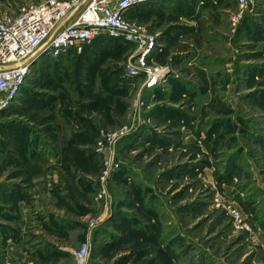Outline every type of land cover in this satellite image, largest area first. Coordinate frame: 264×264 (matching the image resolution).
Masks as SVG:
<instances>
[{"label":"rangeland","instance_id":"1","mask_svg":"<svg viewBox=\"0 0 264 264\" xmlns=\"http://www.w3.org/2000/svg\"><path fill=\"white\" fill-rule=\"evenodd\" d=\"M47 1L0 0V17ZM176 1L127 21L162 46L140 76L138 47L102 36L41 56L0 113V264H77L85 246L86 264H264V78L241 75L264 65V18L234 32V0Z\"/></svg>","mask_w":264,"mask_h":264},{"label":"built area","instance_id":"2","mask_svg":"<svg viewBox=\"0 0 264 264\" xmlns=\"http://www.w3.org/2000/svg\"><path fill=\"white\" fill-rule=\"evenodd\" d=\"M157 1L160 0H48L24 6L15 15L1 16L0 68H16L0 71V113L17 100L26 87L34 66L28 60L33 57L38 60L44 56L56 61L69 55H81L102 36L136 45L138 51L128 64V74L135 78L146 72L162 46L156 36L131 28L127 21L140 7H149ZM234 1L238 12L229 14L232 30L237 32L244 21L255 14L258 0ZM67 20L55 34L57 28ZM154 73L150 88L159 84L163 77L161 70ZM111 165L119 168L121 164L116 161ZM227 211L237 227L253 234V228L246 223L239 209L229 207ZM87 256L88 246H85L75 254L77 264H86ZM4 264L11 263L6 260Z\"/></svg>","mask_w":264,"mask_h":264},{"label":"crops","instance_id":"3","mask_svg":"<svg viewBox=\"0 0 264 264\" xmlns=\"http://www.w3.org/2000/svg\"><path fill=\"white\" fill-rule=\"evenodd\" d=\"M171 1H173V0H171ZM184 1H186V2H184ZM194 2L196 1V0H193ZM193 1H191V2H193ZM189 2V0H177L176 1V4H183V3H188ZM235 2V1H234ZM190 3V2H189ZM188 3V4H189ZM186 5V4H185ZM189 7H191V5L189 4L188 6H187V8H189ZM231 11H229L228 13H230ZM251 16V15H250ZM256 18H264V0H258V5H257V8L255 9V14L254 15H252L251 17H248V19L247 20H245L244 21V27H245V29H246V21H248L249 20V22H248V27H247V32L248 31H250V29H252L253 28V22H254V20L256 19ZM241 27H242V25H241ZM240 27V28H241ZM239 28V29H240ZM193 30V29H192ZM194 31V30H193ZM262 37H264L263 35H261V38ZM264 39V38H263ZM262 39V40H263ZM243 69H241V75H245L244 77H251L252 79H261L262 77L264 78V65L263 64H250V63H248V64H244V65H242L241 66ZM252 138V137H251ZM254 138V137H253ZM39 166V165H38ZM39 167H41L42 168V170H37V175H41L42 173H43V176H45V173H46V167L45 166H39ZM31 171V170H30ZM43 171V172H42ZM39 172H41V173H39ZM32 173V172H31ZM33 176V175H32ZM35 180V182H36V180H38V179H34ZM58 181H59V178H58V174L57 173H55V172H53L52 173V184L53 185H57L58 184ZM41 182V181H40ZM37 183V187H39V182H36ZM28 217H30V216H28ZM31 219H33L34 220V218H31ZM54 220H55V223H56V221H59V222H61L62 220L61 219H59V218H54ZM31 224H34V222H31ZM52 225H54V230L55 231H59V229H57V225L56 224H52ZM57 226V227H56ZM62 231H64V230H62ZM62 231H61V233H62ZM64 233V232H63ZM53 248L54 249H56V250H58L59 249V251H61V252H65L66 250H63L62 248H56V247H54L53 246ZM52 248V249H53ZM12 249V251L11 252H16V254H18L19 252H22V250L24 249V248H20V247H13V248H11ZM13 259H15V258H13ZM12 259V260H13Z\"/></svg>","mask_w":264,"mask_h":264},{"label":"water","instance_id":"4","mask_svg":"<svg viewBox=\"0 0 264 264\" xmlns=\"http://www.w3.org/2000/svg\"><path fill=\"white\" fill-rule=\"evenodd\" d=\"M67 22H68V20L65 21V22H63V23L57 28L55 34H56L59 30H61ZM55 34H54V35H55ZM28 62L31 63V64H33V65H35V64L37 63V58H36V57H33V58H31L30 60H28ZM28 62H27V63H28ZM15 68H16V67L0 68V71H10V70H13V69H15Z\"/></svg>","mask_w":264,"mask_h":264},{"label":"trees","instance_id":"5","mask_svg":"<svg viewBox=\"0 0 264 264\" xmlns=\"http://www.w3.org/2000/svg\"><path fill=\"white\" fill-rule=\"evenodd\" d=\"M142 8H146V7H140L139 9H142ZM108 38V37H107ZM108 39H110V40H113L114 41V39H111V38H108ZM99 40V39H98ZM98 40H96V41H98ZM116 42H118V40L116 41Z\"/></svg>","mask_w":264,"mask_h":264},{"label":"bare ground","instance_id":"6","mask_svg":"<svg viewBox=\"0 0 264 264\" xmlns=\"http://www.w3.org/2000/svg\"><path fill=\"white\" fill-rule=\"evenodd\" d=\"M20 96V95H19Z\"/></svg>","mask_w":264,"mask_h":264}]
</instances>
